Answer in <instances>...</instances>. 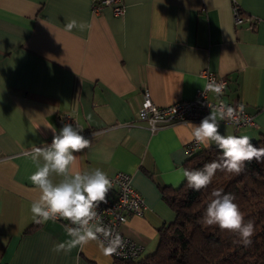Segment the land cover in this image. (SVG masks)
<instances>
[{"label": "crops", "instance_id": "crops-1", "mask_svg": "<svg viewBox=\"0 0 264 264\" xmlns=\"http://www.w3.org/2000/svg\"><path fill=\"white\" fill-rule=\"evenodd\" d=\"M98 2L0 0V264H114L99 240L55 251L69 239L70 222L33 220L40 192L29 179L36 166L28 153L50 144L66 117L91 142L75 154L70 174L100 169L110 178L123 171L141 194L143 212L120 227L143 246L140 257L174 217L161 189L182 183L191 124L201 122L151 131L139 110L143 93L158 106L191 99L207 70L227 80L221 98L244 105L254 121H221V134L264 132V0H121L117 15L111 5L95 9ZM72 19L87 29L66 31ZM216 97L208 92L209 100Z\"/></svg>", "mask_w": 264, "mask_h": 264}, {"label": "clouds", "instance_id": "clouds-1", "mask_svg": "<svg viewBox=\"0 0 264 264\" xmlns=\"http://www.w3.org/2000/svg\"><path fill=\"white\" fill-rule=\"evenodd\" d=\"M87 27L85 22L75 19L65 25L68 32L73 29L84 31ZM225 87V84L211 80L203 87V92H211L219 97L223 95ZM237 107L243 112L244 105ZM236 111V108L221 102L218 107L210 108V113L198 125L191 124L192 140L204 149L215 145L221 153L217 160L205 163L201 169L183 170V176L191 189L200 191L207 188L218 170L240 174L246 162L255 160L257 163H264V148L254 146L249 136L221 134L220 122L234 119ZM82 130L71 124H64L59 133L53 129L50 144L31 148L28 155L35 164L36 171L29 179L39 190L40 196L32 202L30 210L36 224L49 220H67L72 225H65L69 239L55 245V251L71 252L77 246L83 247L90 241L99 240L103 255H119V250L126 246V242L119 233L113 235V229L103 225L97 211L101 204L108 203L107 196L112 184L107 174L100 169L70 174V168L76 160L75 154L90 147L91 142L81 135ZM53 175L61 179L54 182ZM211 195L213 199L206 207L203 223L236 233L241 244L250 246L254 222L245 221L244 214L234 202L235 197L230 193L225 194L223 189L213 190Z\"/></svg>", "mask_w": 264, "mask_h": 264}, {"label": "trees", "instance_id": "trees-1", "mask_svg": "<svg viewBox=\"0 0 264 264\" xmlns=\"http://www.w3.org/2000/svg\"><path fill=\"white\" fill-rule=\"evenodd\" d=\"M251 142L264 148V132ZM220 155L216 147L196 149L187 156L183 168L201 169ZM217 189L232 194L245 221L254 222L250 246L241 244L236 233L203 223L213 199L211 193ZM161 193L174 217L159 227L155 249L134 259L113 257L114 264H264V163L246 162L240 174L218 170L211 184L200 191L191 189L184 177L178 187H162Z\"/></svg>", "mask_w": 264, "mask_h": 264}, {"label": "built area", "instance_id": "built-area-1", "mask_svg": "<svg viewBox=\"0 0 264 264\" xmlns=\"http://www.w3.org/2000/svg\"><path fill=\"white\" fill-rule=\"evenodd\" d=\"M102 4L111 5L116 15L123 13L124 5L121 0H99L95 9H98ZM233 13L235 24H240L244 21L236 3L233 4ZM247 21H249V28H252L255 20L248 19ZM202 72L205 77V85L211 80H215L217 83L227 84V80L224 77L218 76L207 70ZM221 102L237 109L234 119H226L225 121L237 127L242 125H254L252 115L247 113L244 109L243 112H240L237 106L224 101L221 96L216 97L214 101L209 100L208 93L204 94L203 92V87L199 88L191 99L180 100L165 106H158L153 103L149 93L145 91L139 110L143 116L145 125L149 127L151 131H154L163 125L176 122L187 123L189 121L202 120L209 114L210 108L218 107ZM69 120L70 118L66 117L62 122L67 124ZM236 121H238V123ZM198 147L199 144L192 140L187 147L188 154L195 151ZM109 179L112 184L111 189L113 194L107 196V204H101L99 209H97L99 219L104 226L113 229V235L119 233L126 242V246L119 250L120 254L113 255L112 257L118 259H134L139 257L143 250V246L124 235L120 227L121 224L127 221L130 215H139L143 212L144 201L141 194L132 186L130 174L119 171Z\"/></svg>", "mask_w": 264, "mask_h": 264}]
</instances>
